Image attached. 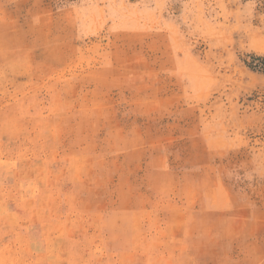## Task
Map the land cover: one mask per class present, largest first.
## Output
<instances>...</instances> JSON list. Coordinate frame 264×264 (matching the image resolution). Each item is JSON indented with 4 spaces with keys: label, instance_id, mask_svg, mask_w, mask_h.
Returning a JSON list of instances; mask_svg holds the SVG:
<instances>
[{
    "label": "rangeland",
    "instance_id": "374dc122",
    "mask_svg": "<svg viewBox=\"0 0 264 264\" xmlns=\"http://www.w3.org/2000/svg\"><path fill=\"white\" fill-rule=\"evenodd\" d=\"M264 0H0V264H264Z\"/></svg>",
    "mask_w": 264,
    "mask_h": 264
},
{
    "label": "trees",
    "instance_id": "16d2710c",
    "mask_svg": "<svg viewBox=\"0 0 264 264\" xmlns=\"http://www.w3.org/2000/svg\"><path fill=\"white\" fill-rule=\"evenodd\" d=\"M247 65L254 72L264 75V57H252Z\"/></svg>",
    "mask_w": 264,
    "mask_h": 264
}]
</instances>
